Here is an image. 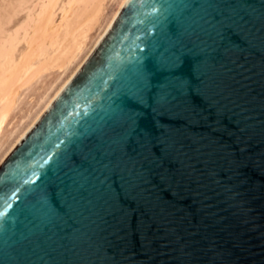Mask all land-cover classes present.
<instances>
[{
	"label": "water",
	"instance_id": "95a60500",
	"mask_svg": "<svg viewBox=\"0 0 264 264\" xmlns=\"http://www.w3.org/2000/svg\"><path fill=\"white\" fill-rule=\"evenodd\" d=\"M0 264H264V0H125L0 163Z\"/></svg>",
	"mask_w": 264,
	"mask_h": 264
},
{
	"label": "bare ground",
	"instance_id": "6f19581e",
	"mask_svg": "<svg viewBox=\"0 0 264 264\" xmlns=\"http://www.w3.org/2000/svg\"><path fill=\"white\" fill-rule=\"evenodd\" d=\"M59 1L38 0L25 20L0 36V163L86 60L125 0H112L109 11L107 0ZM50 69L60 74L49 89L9 122L21 89Z\"/></svg>",
	"mask_w": 264,
	"mask_h": 264
},
{
	"label": "rangeland",
	"instance_id": "374dc122",
	"mask_svg": "<svg viewBox=\"0 0 264 264\" xmlns=\"http://www.w3.org/2000/svg\"><path fill=\"white\" fill-rule=\"evenodd\" d=\"M37 1L38 0H0V36H8V31H13L15 27H17L23 20H25L27 14L30 12L29 9H32L34 3H36ZM61 1L63 2V0H60L58 5L62 3ZM112 3V0H107V11H109V9L111 8ZM58 14L60 16V13ZM21 48L22 43H19L15 53L18 54ZM56 70L57 69H50L48 70V72L42 73L27 87L21 89L17 104L10 115L9 122H16L18 120V116H20L22 112L29 108L32 102H35L40 95H42L49 89L50 85L60 74V72L57 70V73ZM8 128L7 126L4 127L5 131H3V134L10 131V128Z\"/></svg>",
	"mask_w": 264,
	"mask_h": 264
}]
</instances>
